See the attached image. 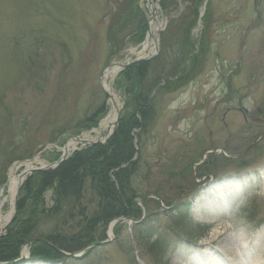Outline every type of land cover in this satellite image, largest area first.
I'll return each instance as SVG.
<instances>
[{
    "label": "rangeland",
    "instance_id": "1",
    "mask_svg": "<svg viewBox=\"0 0 264 264\" xmlns=\"http://www.w3.org/2000/svg\"><path fill=\"white\" fill-rule=\"evenodd\" d=\"M199 1L192 80L172 90L162 85L142 106L119 86L125 69L110 81L120 96V120L130 112L150 114V130L137 147L136 188L155 200L184 202L182 212L151 202L136 222L102 228L105 244L62 251L64 259L55 262L32 259L31 240L20 251L22 264H264V0ZM172 2L164 9L163 0H152L153 15L148 0H0V204L13 170L20 176L28 165L56 162L76 136L104 141L107 130H97L112 106L102 75L136 57L130 52L146 42L153 17L162 28L150 58L137 62L155 65L142 93L155 75L173 73L187 47L175 37L182 22L174 20L187 17L195 2ZM139 9L148 24L143 40L134 34L142 25ZM103 104L97 124L78 132L79 121ZM133 133L139 140L140 129ZM88 146L78 143L67 159ZM88 182L83 201L91 213L99 198ZM22 186L13 220L26 197ZM47 198L50 205V193ZM10 208L6 203L3 213ZM149 211L152 222L143 226L166 230L167 252L136 224Z\"/></svg>",
    "mask_w": 264,
    "mask_h": 264
},
{
    "label": "trees",
    "instance_id": "2",
    "mask_svg": "<svg viewBox=\"0 0 264 264\" xmlns=\"http://www.w3.org/2000/svg\"><path fill=\"white\" fill-rule=\"evenodd\" d=\"M172 1L178 2V0H163V8L167 9L168 4L173 3ZM198 1L192 0L195 2V6L187 17L181 16L174 20L182 22L180 28L175 29V37L181 40L180 42L187 40L185 43L187 47L185 48L183 45L181 48L180 60H184L182 63L180 61L181 64H175L172 74L155 75L151 81H148L150 83L146 86L147 90L143 94L142 85H145L151 76L147 79L145 77L148 72L150 74L151 71H154L155 65L152 62L133 64L121 73L119 81L121 85L119 86L130 98L137 96L140 106L143 105V102L147 103L152 93L159 90L162 85H165L167 90H172L170 86L174 85L180 88L194 78L197 61L192 30L197 27L196 23L199 20L196 8ZM202 1H199L200 6ZM189 9H192V6H187V11ZM138 12L140 14L137 21L142 25L136 28L135 40H143L148 31V24L143 18L144 12L141 9ZM129 16L131 15L129 14ZM133 17H135V12H132L129 21ZM111 41L113 42L112 47L120 48L117 41L114 39ZM157 70L159 67L155 69V71ZM105 112L106 105L103 104L95 112L86 115L79 121L77 131L91 129ZM141 117L142 121H140ZM141 117L137 118L135 113L130 112L126 118L119 121L114 134L105 144H95L76 151L56 169L35 171L25 181L22 192L26 197L19 202L17 215L7 233L0 236V264H22L24 261L21 262L19 259L20 251L22 246L31 240H36L31 244L32 259L51 262L64 259L62 251L75 253L100 243L105 236L104 232L101 233L102 228L105 230V227L112 221L119 220L117 224L126 222V220L136 222L143 216L146 208L150 207L151 202H153L152 205L155 204L161 209L160 201L162 200L168 205V213L182 212L184 202L179 200L173 204V198L171 200L164 199L162 196H160L161 199L155 200L147 196V193L141 194L135 186L140 165L137 147L142 145V135L147 134L151 127L150 114L146 115L144 112ZM134 129H140L139 140L135 138ZM56 141L57 138L52 140V142ZM88 181L99 198L95 210L91 213L88 212L83 201ZM49 193L50 205H48L47 198ZM153 214L154 212L149 211L145 220L136 224L140 227L141 233L144 232L148 237L156 235L154 242L160 244L159 246H162L167 252L172 244H164L166 230L159 231L160 228L157 227H154L153 230L154 225L152 224V226H143L145 223L152 222ZM172 217L174 216L172 215Z\"/></svg>",
    "mask_w": 264,
    "mask_h": 264
},
{
    "label": "bare ground",
    "instance_id": "3",
    "mask_svg": "<svg viewBox=\"0 0 264 264\" xmlns=\"http://www.w3.org/2000/svg\"><path fill=\"white\" fill-rule=\"evenodd\" d=\"M148 1L152 2V0H148ZM161 28H162L161 23L158 21L157 18L153 17V19L150 20V23H149V32L146 38V42L144 43L142 48L139 49L141 50L140 53H139V50H132L130 54L133 56L135 55L145 56V57L150 56L153 53V49L155 48V46H157L158 32L161 30ZM120 65L121 63H114L109 68H107V70L104 73V76L102 79V86L108 93V96L110 99L109 101L112 106V110L109 113V115L100 123V127L98 128L97 132H101L104 130H107V132H110L113 128V124L116 119V111L119 107L120 96L118 93L114 91V89L112 88L110 84V81L111 79H113L115 75L119 73L121 69ZM83 138L90 140L88 139L87 136H83ZM77 144L78 142L70 141L67 147L69 149H74L76 148ZM30 167L31 165L27 166V168H30ZM20 182H21V177L17 175L13 170L9 178L8 188L6 189V194H4V199L2 200L0 204V230L4 228V226L8 223V221L12 217L14 203L17 197V189H18ZM6 203H8L11 206V208L7 213L4 214L3 208L5 207Z\"/></svg>",
    "mask_w": 264,
    "mask_h": 264
},
{
    "label": "water",
    "instance_id": "4",
    "mask_svg": "<svg viewBox=\"0 0 264 264\" xmlns=\"http://www.w3.org/2000/svg\"><path fill=\"white\" fill-rule=\"evenodd\" d=\"M149 2V1H148ZM149 8H150V11L152 12V14L153 15H155V9L153 8V3H149ZM148 58H150V57H148ZM147 57H145V56H136V57H133V58H131V59H129V61L126 63V64H121L120 66H121V70H124V69H126V68H128V67H130L131 65H133V64H135V63H137V62H139V61H143V60H146V59H148ZM110 67V66H109ZM108 67V68H109ZM104 75H102V77H103ZM104 91H105V93L106 94H108L107 92H106V90L104 89ZM121 108H118V110H117V118H116V121H115V123H114V129H113V131H110V132H108V133H106V135H105V138H104V141H102V140H100V139H98L97 141H89V140H87V139H84V138H82L81 137V135L80 136H76V137H73V138H71V141H73V142H78V143H88V144H90V145H95V144H97V143H105L106 141H107V139L113 134V132H114V130H115V127L118 125V123H119V120H120V115H121ZM67 145L68 144H66L65 146H64V150H63V154H62V156H61V158H59L56 162H53L52 164H48V165H40L39 167H30V168H27L26 170H24L22 173H21V175H20V177H21V182H20V184H19V186H18V189H17V192H19L20 191V188H21V186L23 185V183H24V181L27 179V177L29 176V175H31L34 171H36V170H45V169H49V168H55V167H57L60 163H62L65 159H67V157H68V155H69V151H70V149L67 147ZM15 214H16V208L14 207V210H13V214H12V218H11V220H10V222L13 220V218H14V216H15ZM9 222V223H10ZM116 223V221L115 222H113V224H112V226L114 225ZM6 227L7 226H5V228H3L2 229V233L3 232H5L6 231ZM2 233H1V231H0V235H2ZM34 241V240H33ZM33 241H31L30 243H32ZM98 244H105V242L104 243H98ZM98 244H93L91 247H94V246H96V245H98ZM74 257H79V256H75V255H73Z\"/></svg>",
    "mask_w": 264,
    "mask_h": 264
}]
</instances>
